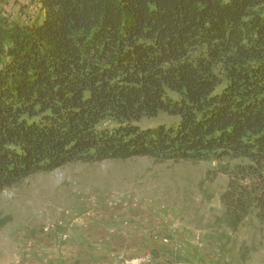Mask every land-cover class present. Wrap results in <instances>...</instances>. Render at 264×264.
<instances>
[{"label": "trees", "instance_id": "1", "mask_svg": "<svg viewBox=\"0 0 264 264\" xmlns=\"http://www.w3.org/2000/svg\"><path fill=\"white\" fill-rule=\"evenodd\" d=\"M28 2L0 0V193L138 157L245 158L264 180V0ZM160 114L177 124H137Z\"/></svg>", "mask_w": 264, "mask_h": 264}, {"label": "rangeland", "instance_id": "2", "mask_svg": "<svg viewBox=\"0 0 264 264\" xmlns=\"http://www.w3.org/2000/svg\"><path fill=\"white\" fill-rule=\"evenodd\" d=\"M8 1L15 16L29 3ZM250 163L138 157L35 174L0 193V264H264V180Z\"/></svg>", "mask_w": 264, "mask_h": 264}, {"label": "built area", "instance_id": "3", "mask_svg": "<svg viewBox=\"0 0 264 264\" xmlns=\"http://www.w3.org/2000/svg\"><path fill=\"white\" fill-rule=\"evenodd\" d=\"M135 260V259H134ZM146 261H149V256L146 257Z\"/></svg>", "mask_w": 264, "mask_h": 264}, {"label": "crops", "instance_id": "4", "mask_svg": "<svg viewBox=\"0 0 264 264\" xmlns=\"http://www.w3.org/2000/svg\"><path fill=\"white\" fill-rule=\"evenodd\" d=\"M69 259H71V258H69Z\"/></svg>", "mask_w": 264, "mask_h": 264}]
</instances>
